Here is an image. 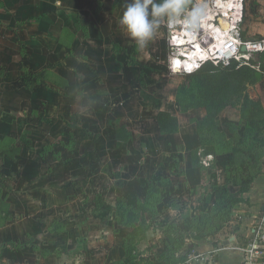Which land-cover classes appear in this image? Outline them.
I'll use <instances>...</instances> for the list:
<instances>
[{"label":"rangeland","instance_id":"rangeland-1","mask_svg":"<svg viewBox=\"0 0 264 264\" xmlns=\"http://www.w3.org/2000/svg\"><path fill=\"white\" fill-rule=\"evenodd\" d=\"M53 1L0 0V179L7 168L12 182L19 166L38 160L44 164L34 166L37 172L51 166V173L60 176L66 161L60 178L70 182L76 175L78 185H72L71 194L80 197V187L83 191L81 209H76L77 248L59 251L55 264L124 263L123 242L131 227L118 223L114 189L134 204L148 181H154L163 194L154 206L158 216L146 214L147 231L135 240L137 258L152 260L165 247L167 225L183 227L190 218L202 227L210 224L216 207L214 186L228 180L229 161L237 149L253 141V130L241 119L240 109L246 97L261 101L264 108V73L255 60L225 66L206 59L191 72L176 67L173 59L186 60L177 42L178 49L171 47L169 37L180 27L163 21L154 37L139 47L119 24L124 0L105 5L78 0L77 8L67 9H53ZM240 3L238 17H230L231 27H239L242 39H264V0ZM204 67L209 71L197 75ZM160 114L165 115V130L157 122ZM210 118L214 133L208 130ZM204 124L202 145L198 130ZM211 143L212 154L206 155L208 147L203 146ZM258 166L259 176L241 194L246 201L235 207L223 227L229 224L234 234L244 214L252 218L253 229L264 231V148ZM78 168L84 172L73 173ZM63 188L65 194L67 186ZM253 196L257 208L250 212ZM57 198L51 197L48 204ZM104 199L113 208L97 220L91 209ZM32 216L28 221H38V231L49 230L44 226L46 213ZM66 220L63 231L68 238L65 229L75 225V215ZM218 234L188 235L178 253L200 243L214 244L211 239ZM237 238L243 247L244 241Z\"/></svg>","mask_w":264,"mask_h":264},{"label":"crops","instance_id":"crops-1","mask_svg":"<svg viewBox=\"0 0 264 264\" xmlns=\"http://www.w3.org/2000/svg\"><path fill=\"white\" fill-rule=\"evenodd\" d=\"M99 1L98 3L105 5L108 0ZM57 5L64 6V9H67V6L70 5H73V8H77L78 0H54L52 8L54 9ZM176 32H180V30L174 31L172 36ZM62 163L63 167L61 168L62 173H60V176H58V173L56 175L51 173L53 168L51 166L45 167L46 171L37 172L34 166L41 168V166H43L42 164H44L41 160L36 162L29 161L22 169L19 166L18 172L12 182H9V169L6 168L5 174L1 175L0 264H55L59 251L68 252L70 245H76L74 250L77 248L76 227H78V219L80 218H78V214L80 213L76 209H81L80 199L82 206L83 191L82 187H80V197L79 195L71 194V187L76 184L77 178L74 177L76 176L74 175L70 182H67L64 177L60 178L66 173L67 169L66 166L64 167V165L67 164L66 161ZM28 165L29 167L27 168ZM58 166L61 167L59 164ZM26 168L28 170L26 176H24L21 173ZM77 170H79V172H81V170L84 172L83 169L78 168L75 169L73 173ZM8 183L11 184V188L8 187ZM1 185L6 186L1 187ZM65 185L67 186V191L63 194L61 191H64L63 187H65ZM77 185L78 183L75 186ZM254 186L256 188L259 187L257 181H255ZM115 190L114 200L120 196L125 197L121 195L123 194L122 191L119 194V191H117V189H114V191ZM62 195L65 197L61 200L60 198ZM99 196L100 198L102 197L101 195ZM107 196L108 194L105 197ZM51 197H58L59 199L57 198L51 201V204H48L50 202L48 199ZM256 199L257 196H253V199L250 201L252 205L249 208L250 212L255 211L257 208ZM114 203H116V201ZM128 203L130 204L132 202ZM57 204L59 205L57 206ZM114 206L115 205H113V207ZM113 207L109 208L105 204L104 199L102 203L100 202L93 206L91 209L92 216H96L98 220L99 215L102 217L104 212H109ZM36 212H43L48 216V220L44 221V226L48 227V231H38L37 226L40 225L38 221H28L34 218L32 214ZM80 212L81 214L83 213L81 210ZM72 215H75L76 223L73 227H71L70 224L67 226L68 228L65 229V233L69 237L65 238L63 231L65 225L63 221L68 218L70 219ZM252 221L249 215L244 214L242 222L238 223L236 234L233 233L232 226L228 224L216 237L211 239L214 244L205 242L195 246L193 253H202L204 258L196 261L194 264H241L244 256L241 248L245 247L250 241L253 232ZM56 223L63 224V227ZM48 232L49 234L54 233L48 235ZM33 236H35V238ZM70 236L74 239L73 241L70 239ZM237 236L241 237L244 241L245 245L243 247L239 246L241 241L238 240ZM50 237H55V240H51ZM50 242H54L59 248L57 247L54 250ZM51 260H53V262Z\"/></svg>","mask_w":264,"mask_h":264},{"label":"trees","instance_id":"trees-1","mask_svg":"<svg viewBox=\"0 0 264 264\" xmlns=\"http://www.w3.org/2000/svg\"><path fill=\"white\" fill-rule=\"evenodd\" d=\"M261 71L264 73V51L258 54V60ZM137 65L138 62L136 63ZM209 69L202 68L197 75L207 73ZM237 72V71H236ZM235 73V72H231ZM164 114L157 116V122L160 130L167 129V123L164 119ZM240 117L244 120L250 130H253L252 143L249 147H240L237 149L234 158L230 159L228 169L229 178L224 184H217L214 186V193L216 199V207L209 216L210 224L202 227L200 222L196 223L193 219H185L183 227L177 225H167L166 234L164 237L165 247L154 253V259L142 260L138 259L137 249L135 245L136 237L147 231L146 214L152 211V216H158V210L154 208L155 205L162 199L161 190L157 187L154 181H148L147 188L143 196L134 201V204H129L122 196L116 199L115 212L118 223L124 226L131 227V230L125 234L123 242V250L125 255V262L119 260L113 264H180L186 261L189 255L194 250L189 248L183 253H178L182 247L186 246V237L193 236H212L219 233L223 227L231 220V216L235 207L246 200L242 198L241 194L248 190L253 181L259 176L260 168L258 166L259 155L264 148V124L260 121L264 117V108L261 101L250 99L246 97L240 109ZM210 126L208 128L210 133H214V120L210 118ZM206 129V124L200 126L198 132L200 133V142L203 145L202 132ZM210 144V143H209ZM213 144L203 146L206 150V155H211L213 151ZM240 195V196H239ZM158 196V197H157ZM155 199V200H154ZM154 211L151 207L153 203ZM157 207V206H155ZM156 209V211H155ZM264 256V255H263ZM262 262L264 263V257Z\"/></svg>","mask_w":264,"mask_h":264},{"label":"built area","instance_id":"built-area-1","mask_svg":"<svg viewBox=\"0 0 264 264\" xmlns=\"http://www.w3.org/2000/svg\"><path fill=\"white\" fill-rule=\"evenodd\" d=\"M209 1V2H208ZM216 0H202L200 1L201 4H203L205 9H210V7L214 6V2ZM215 8V7H214ZM216 10V8H215ZM223 16V13L221 11L215 12L214 19L210 21V24L215 25L216 27L219 26V19ZM242 16V15H241ZM241 18V17H240ZM238 23V22H237ZM180 27V32H182V25H178ZM171 28V27H170ZM179 30H172L171 35L169 37V44L171 47H173L175 50L178 49L176 46H174L175 41L174 37L172 36V33L174 31ZM197 33V41L201 45V47L208 52V54L213 53L212 48L215 45V37L212 36V34L209 32L207 33L204 30L196 29ZM172 36V37H171ZM193 46V44H191ZM215 54L209 55L208 60H215L218 63H221L225 66H229L232 63H239V65L249 64L251 61H254V65L259 66L256 61L258 60V54L262 53L264 51V39L261 40H253V39H242L240 36V29L238 26H235L231 29V36L227 37L225 40V43H223L220 47H216ZM184 49H189V46H184ZM193 48L191 49V51ZM177 53V52H175ZM185 58V57H181ZM203 61H200V63ZM171 70H174L172 68V61L170 64ZM241 251L243 252V261L241 264H263L262 261H260L261 257L264 255V231L259 228L253 229L250 241L248 244L241 248ZM204 258V255L202 253H192L189 255V257L186 259L183 264H194L196 261L202 260Z\"/></svg>","mask_w":264,"mask_h":264},{"label":"clouds","instance_id":"clouds-1","mask_svg":"<svg viewBox=\"0 0 264 264\" xmlns=\"http://www.w3.org/2000/svg\"><path fill=\"white\" fill-rule=\"evenodd\" d=\"M204 16L200 0H124L119 24L139 47H144L163 21L195 29Z\"/></svg>","mask_w":264,"mask_h":264},{"label":"bare ground","instance_id":"bare-ground-1","mask_svg":"<svg viewBox=\"0 0 264 264\" xmlns=\"http://www.w3.org/2000/svg\"><path fill=\"white\" fill-rule=\"evenodd\" d=\"M214 3L215 4L213 7H210V9L209 8L205 9L204 19L197 28L187 29L184 27L183 32L180 35H178L180 37L178 38L174 37L173 41H175V43L177 42L178 45L181 46L180 52L181 54L184 55L186 60L181 62L177 58L173 59L174 60L173 63L176 67L179 66L180 64L182 67L185 66L183 68H185L186 71L191 72V69L197 67L200 61L210 59L209 55L215 54L216 51L215 49H217L216 47H220L223 43H225L226 38L231 36L232 27H231L230 17L233 15V17L236 19L239 13L241 12L240 0H225V2L216 0ZM214 7L215 8L219 7L220 9H223L221 10L223 16H221V18L219 19L220 24L218 27H216L213 24H210L211 22H208L214 19L216 12ZM196 29H203L207 33L210 32L212 36L215 37L216 39L214 43L215 45L212 48L213 53L208 54V52L201 47V45L197 41ZM191 44H193V46H191ZM187 45L189 46L190 50L184 49V46ZM192 48L193 50L191 51Z\"/></svg>","mask_w":264,"mask_h":264},{"label":"water","instance_id":"water-1","mask_svg":"<svg viewBox=\"0 0 264 264\" xmlns=\"http://www.w3.org/2000/svg\"><path fill=\"white\" fill-rule=\"evenodd\" d=\"M262 210L264 211V206H263ZM257 222H259V220Z\"/></svg>","mask_w":264,"mask_h":264}]
</instances>
